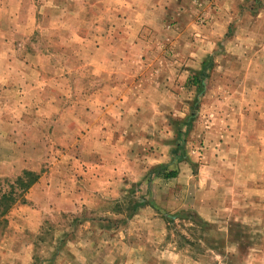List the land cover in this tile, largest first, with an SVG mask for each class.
Here are the masks:
<instances>
[{
    "label": "rangeland",
    "instance_id": "obj_1",
    "mask_svg": "<svg viewBox=\"0 0 264 264\" xmlns=\"http://www.w3.org/2000/svg\"><path fill=\"white\" fill-rule=\"evenodd\" d=\"M94 23L111 31L112 51L96 53ZM92 57L130 58L134 88L147 58L162 72L204 60L169 89L177 178L153 176L145 190L142 178L114 199L81 191L79 168L53 140L56 114L16 102L7 72ZM64 70L71 92L89 78ZM53 85L40 96L77 99ZM24 170L40 179L0 217V264H264V0H0V195Z\"/></svg>",
    "mask_w": 264,
    "mask_h": 264
},
{
    "label": "crops",
    "instance_id": "obj_2",
    "mask_svg": "<svg viewBox=\"0 0 264 264\" xmlns=\"http://www.w3.org/2000/svg\"><path fill=\"white\" fill-rule=\"evenodd\" d=\"M62 11L60 15L63 14ZM99 27L100 24L94 23L86 28L90 32L91 40L96 41L93 45H98L95 47L96 53L114 40L111 31L106 34ZM58 28L61 29L60 24ZM81 28L83 26L76 23V38H83L81 33L78 34ZM134 29L138 33L141 26ZM60 39L65 42L64 35ZM112 48L110 46L106 50L112 51ZM42 59L44 63L38 68L41 70L35 66L30 76L17 71L7 72L6 75L16 80L12 81L15 84L11 88L12 92L20 96L16 102L22 104L21 107L33 104L41 116L56 114V125L52 130L53 140L65 148V156L74 160V165L79 168L82 186L78 189L105 191L108 197L114 199L116 192L127 190L137 181L141 182L142 178L144 182L142 181L140 188L148 189L153 177L148 176L150 171L160 166H168L170 169L172 165L179 163L178 147H174L173 134L169 131V119L172 117L170 112L175 110L169 89L177 78L186 80L191 72L192 75L199 73L200 63L204 60L198 65L188 60L184 68H181L179 61L164 67L165 63L158 60L164 67L162 72L156 69L157 62L147 58L148 64L144 60V72H138L142 78L135 83L134 88L132 72L129 69L130 58H59L60 62H53L52 58ZM13 62L14 58L11 63ZM70 65L82 77H89L81 81L76 79L74 92L67 89L66 84L69 81L66 80V73L64 74V69H68ZM51 84L60 92L58 96L68 97L73 94L77 99L63 103V99H58L59 97L44 98L43 94L50 95L48 87ZM83 86L86 92L90 90L89 101L81 98ZM40 92H43L41 96ZM116 93H120L118 102H115ZM36 97L42 100L38 101ZM3 125L6 127L7 122ZM21 132L17 129L16 136H23ZM32 132L33 129L27 133L31 136ZM30 150L28 147L27 151ZM73 150L74 154H71ZM16 157L19 158L20 154H16ZM178 174L177 170L175 178Z\"/></svg>",
    "mask_w": 264,
    "mask_h": 264
},
{
    "label": "trees",
    "instance_id": "obj_3",
    "mask_svg": "<svg viewBox=\"0 0 264 264\" xmlns=\"http://www.w3.org/2000/svg\"><path fill=\"white\" fill-rule=\"evenodd\" d=\"M196 81V78H193ZM198 85L194 82L192 86ZM177 170H170L168 166L156 167L150 172V177L155 176L164 180L175 178ZM40 174L24 170L8 187L7 192L0 195V217H5L10 209L18 202L25 203L26 193L38 182ZM155 207V206H154Z\"/></svg>",
    "mask_w": 264,
    "mask_h": 264
}]
</instances>
